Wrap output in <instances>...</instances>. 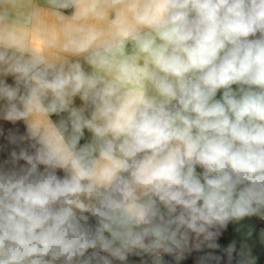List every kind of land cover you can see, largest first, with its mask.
<instances>
[{"label":"clouds","instance_id":"9594fccd","mask_svg":"<svg viewBox=\"0 0 264 264\" xmlns=\"http://www.w3.org/2000/svg\"><path fill=\"white\" fill-rule=\"evenodd\" d=\"M0 117V264L218 249L264 219V0H0Z\"/></svg>","mask_w":264,"mask_h":264},{"label":"trees","instance_id":"16d2710c","mask_svg":"<svg viewBox=\"0 0 264 264\" xmlns=\"http://www.w3.org/2000/svg\"><path fill=\"white\" fill-rule=\"evenodd\" d=\"M66 11L70 12V10H66ZM12 135L26 136L27 135V129H26L25 123L21 122V121L9 122L0 128V162L8 159L10 152L13 150L14 146L10 145L8 142V138ZM21 147L26 148L29 152L33 151L29 147L28 142H25V144H23ZM15 150L17 152H19L20 149L16 148ZM24 164H25V161H23V160L17 161V166H21ZM197 171L199 172L202 170L197 169ZM57 174L60 176L64 175L63 171H61V170H58ZM233 223H234V221H230L225 228L220 230L221 235L217 239V243L220 246L218 249L211 250V249L205 248L202 252L193 251L190 255H188L186 257L185 260H183L181 262V264H195L197 256L203 255L209 251H212L216 255L222 256L224 258V260L226 261L227 254H226L225 249H227L229 246L233 245L228 241V234H229V232L233 226ZM92 224L93 225L95 224V219L92 222ZM234 247H235V251L233 252V255L235 257L238 254V249L235 245H234ZM90 252H91V250H90ZM138 258L139 257H135V256L129 257L128 264H135L136 261L138 260ZM163 260L166 262V264H175L174 256H172L171 254H164ZM114 264H121V262L120 261H114Z\"/></svg>","mask_w":264,"mask_h":264},{"label":"crops","instance_id":"0c3cea01","mask_svg":"<svg viewBox=\"0 0 264 264\" xmlns=\"http://www.w3.org/2000/svg\"><path fill=\"white\" fill-rule=\"evenodd\" d=\"M5 79L7 83L14 85L15 82L11 76L6 77ZM220 95L221 93H218L217 98H219ZM75 106L77 107L83 106V102L79 99V97L75 99ZM52 119L59 120L60 117L54 115ZM9 122L10 121H5L2 117H0V128ZM89 138H90V133H88L87 130H85V136L84 138H82L81 144L87 142ZM258 219L259 218L257 216H251V217H246L244 219V222L240 225L234 222L228 234V241L237 247L238 253L241 250V248L246 245L247 248L251 250L252 255L256 257V264H264V231L262 230L264 228L263 227L264 221L260 222L262 223V227L260 228L259 231H257L258 229H256L255 225L259 224L256 223ZM248 233H251V236H248Z\"/></svg>","mask_w":264,"mask_h":264},{"label":"rangeland","instance_id":"374dc122","mask_svg":"<svg viewBox=\"0 0 264 264\" xmlns=\"http://www.w3.org/2000/svg\"><path fill=\"white\" fill-rule=\"evenodd\" d=\"M257 217H258V216H257ZM258 218H259V217H258ZM244 219H245V218H244ZM244 219H243V220H241V221H239V222H236V221H234V222H235L236 224H239V225H240V224H242V223L244 222ZM257 221H258V222H257ZM257 221H256V223H259V225H260V228H261V227H262V223H260V221H259V220H257ZM256 223H255V224H256ZM257 226H258V225L256 224V225H255V227H256V229H258L257 231H259V230H260V228H258ZM263 227H264V225H263ZM262 230L264 231V228H263Z\"/></svg>","mask_w":264,"mask_h":264},{"label":"built area","instance_id":"2783aa9c","mask_svg":"<svg viewBox=\"0 0 264 264\" xmlns=\"http://www.w3.org/2000/svg\"><path fill=\"white\" fill-rule=\"evenodd\" d=\"M260 222H262L264 219L260 218L258 219ZM258 228H260V225L258 224ZM164 256V255H163ZM173 256V255H172ZM146 259V258H145ZM135 264H141V258L139 257Z\"/></svg>","mask_w":264,"mask_h":264},{"label":"water","instance_id":"95a60500","mask_svg":"<svg viewBox=\"0 0 264 264\" xmlns=\"http://www.w3.org/2000/svg\"><path fill=\"white\" fill-rule=\"evenodd\" d=\"M94 219H95V218H92L91 221H90V223H92V222L94 221Z\"/></svg>","mask_w":264,"mask_h":264}]
</instances>
